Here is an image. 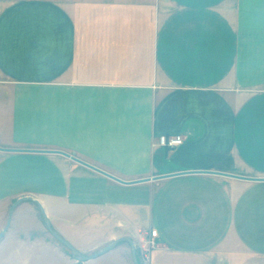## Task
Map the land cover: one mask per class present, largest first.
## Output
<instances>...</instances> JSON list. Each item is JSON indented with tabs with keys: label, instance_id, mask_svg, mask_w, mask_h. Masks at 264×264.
Returning <instances> with one entry per match:
<instances>
[{
	"label": "crops",
	"instance_id": "obj_1",
	"mask_svg": "<svg viewBox=\"0 0 264 264\" xmlns=\"http://www.w3.org/2000/svg\"><path fill=\"white\" fill-rule=\"evenodd\" d=\"M13 154L38 184L0 205L31 195L79 250L145 234L140 264H264V0H0Z\"/></svg>",
	"mask_w": 264,
	"mask_h": 264
},
{
	"label": "rangeland",
	"instance_id": "obj_2",
	"mask_svg": "<svg viewBox=\"0 0 264 264\" xmlns=\"http://www.w3.org/2000/svg\"><path fill=\"white\" fill-rule=\"evenodd\" d=\"M20 158V156L13 154L11 157L4 158L1 163L0 192L4 190V192H7L6 194H13L9 192L23 188H36L37 179H25L23 171L19 173L16 170L23 166L25 169L27 165V162H22ZM13 173L19 174L14 175ZM5 200L4 204L0 205V231L6 225L9 218V209L15 201L10 198ZM37 206V204L35 206L26 205L24 200L19 202L13 210L9 227L0 238V251L2 254L10 249L13 250V264L22 262L24 264H131L130 258H121L120 256L105 262H100L101 258L90 260L75 258L72 250L47 229L44 217ZM77 238L79 240V238L82 239L84 236L79 235ZM143 239L138 244L136 243L139 262L140 258H143L146 253L147 247L151 244L145 234ZM80 242L83 244L84 241L80 240ZM80 250L83 254H91L97 249L84 248Z\"/></svg>",
	"mask_w": 264,
	"mask_h": 264
},
{
	"label": "water",
	"instance_id": "obj_3",
	"mask_svg": "<svg viewBox=\"0 0 264 264\" xmlns=\"http://www.w3.org/2000/svg\"><path fill=\"white\" fill-rule=\"evenodd\" d=\"M9 149H13V148H9ZM69 154V153H67ZM73 158L79 160V161H82V162H85L87 163L86 161L80 159L79 157H77L76 155L72 154ZM89 164V163H88ZM101 170V169H100ZM103 171V170H102ZM106 172V171H104ZM213 172H218V173H221V174H227V175H234V176H241V175H236L234 173H228V172H223V171H213ZM108 174V173H107ZM111 176H114L115 178L119 179V180H122L120 179L119 177H116L115 175H111ZM256 178V177H254ZM258 178V177H257ZM264 178V177H262ZM27 198H33L31 195H24V196H21V197H18L14 203L11 205L10 207V212H9V218L7 220V223L4 227L3 230L0 231V238L1 236L4 234V232L6 231V229L9 227L10 223H11V219H12V213H13V210L15 208V206L17 205L18 202H20L21 200L23 199H27ZM41 206V209H42V212H43V215H44V219H45V224H46V227L48 228V230L59 240L61 241L62 243H64L66 246H68L72 252L77 256V257H80V258H84V259H90V258H94V257H97L105 252H107L108 250H110L111 248H113L118 241L120 240H130L132 243H133V260H134V263L135 264H140L139 260H138V257H137V249H136V245L134 244L133 240L130 239L129 237H126V236H122V237H119L118 239H115L109 243H107L105 246H103L102 248L100 249H97L96 251H94L93 253L91 254H82V252L69 240L67 239L66 237H64L62 234H60L55 228L54 226L52 225V222H51V219L49 217V215L47 214L45 208L43 207L42 204H40Z\"/></svg>",
	"mask_w": 264,
	"mask_h": 264
},
{
	"label": "built area",
	"instance_id": "obj_4",
	"mask_svg": "<svg viewBox=\"0 0 264 264\" xmlns=\"http://www.w3.org/2000/svg\"><path fill=\"white\" fill-rule=\"evenodd\" d=\"M183 142V137L181 135H167L162 134L159 137V143L167 147H175ZM153 244V241H150ZM148 250V248H147Z\"/></svg>",
	"mask_w": 264,
	"mask_h": 264
}]
</instances>
